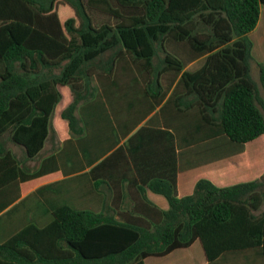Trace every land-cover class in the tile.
I'll list each match as a JSON object with an SVG mask.
<instances>
[{
    "label": "trees",
    "instance_id": "16d2710c",
    "mask_svg": "<svg viewBox=\"0 0 264 264\" xmlns=\"http://www.w3.org/2000/svg\"><path fill=\"white\" fill-rule=\"evenodd\" d=\"M58 1L73 10V18L60 22L53 10ZM262 5L264 0H0V141L8 134L34 158L66 92L71 101L59 117L72 136L80 134L75 112L91 90V77L111 73L127 57L155 91L160 74L181 73L184 93L176 107L197 108L232 143H253L256 175L262 174L264 63L253 59L249 38ZM166 40L187 43L205 56L202 66L183 71V63L166 52ZM16 178L17 161L0 142V188ZM149 188L169 205L159 224L136 226L61 207L46 227L26 226L1 243L0 264H144L196 240L209 261L254 248L264 259V180L254 175L218 186L200 179L182 198L171 183Z\"/></svg>",
    "mask_w": 264,
    "mask_h": 264
},
{
    "label": "crops",
    "instance_id": "0c3cea01",
    "mask_svg": "<svg viewBox=\"0 0 264 264\" xmlns=\"http://www.w3.org/2000/svg\"><path fill=\"white\" fill-rule=\"evenodd\" d=\"M53 10L61 23L74 15L62 1ZM249 38L253 59L264 63V5ZM169 43H164L165 50L183 63V71L202 66L205 56L196 55L187 43ZM180 78L181 73L164 72L157 77L160 89L152 90L123 57L111 73L91 77V90L84 92L75 112L80 134L72 136L59 117L71 101L66 92L34 158L28 159L22 147L11 150L10 135L8 145L3 136L2 146L17 161V178L0 188V244L26 226L46 227L61 207L154 226L169 208L166 198L149 188L158 181L173 184L176 197L182 198L193 194L200 179L218 186L254 175L259 179L258 147L230 142L218 125L203 121L197 108L176 107L175 99L184 93ZM144 264H264V259L260 248H254L209 261L196 240L166 256L149 257Z\"/></svg>",
    "mask_w": 264,
    "mask_h": 264
},
{
    "label": "rangeland",
    "instance_id": "374dc122",
    "mask_svg": "<svg viewBox=\"0 0 264 264\" xmlns=\"http://www.w3.org/2000/svg\"><path fill=\"white\" fill-rule=\"evenodd\" d=\"M73 14H74V13H73ZM73 17H74V15H73ZM94 17L100 20L98 14L95 15ZM100 17H103V16L100 15ZM95 20H96V19H95ZM169 42H172V41H170V40H166V41H165V43H167V44H170ZM162 58H163V53L160 51V52H158V56H157V58L155 59L154 64H155L156 66L160 65V62H161ZM251 76H252V79H253L257 84H259V81H258V70H257V67H256L255 65H252V67H251ZM3 139H4V143H5L6 145H8V142L10 141V140H9V137H8V134H6V135L3 137ZM262 140H263V143H264V137L262 138ZM13 146H16V147L21 148L19 145H16V144L13 143V144H11V148H10L11 150H13V148H14ZM263 158H264V156H263ZM263 169H264V163H263ZM259 179L264 180V170H263L262 176H261Z\"/></svg>",
    "mask_w": 264,
    "mask_h": 264
}]
</instances>
